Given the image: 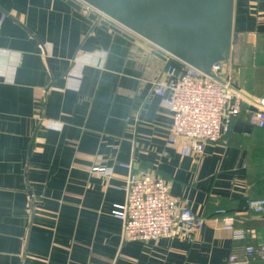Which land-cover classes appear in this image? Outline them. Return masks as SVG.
<instances>
[{"label": "crops", "instance_id": "obj_1", "mask_svg": "<svg viewBox=\"0 0 264 264\" xmlns=\"http://www.w3.org/2000/svg\"><path fill=\"white\" fill-rule=\"evenodd\" d=\"M101 21L65 0H0V264H264L229 260L264 242V210L248 207L264 196V126L251 125L241 108L201 154L182 155L168 141L171 113L151 87L169 57ZM233 32L258 41L241 61L243 50L232 45L235 72L224 77L235 93L261 96L264 0H234ZM127 161L163 178L202 228L124 238L111 210L124 200L119 163Z\"/></svg>", "mask_w": 264, "mask_h": 264}, {"label": "built area", "instance_id": "obj_2", "mask_svg": "<svg viewBox=\"0 0 264 264\" xmlns=\"http://www.w3.org/2000/svg\"><path fill=\"white\" fill-rule=\"evenodd\" d=\"M83 15L93 14L97 20L109 17L92 5L75 0ZM180 69L167 65L163 73L151 81L152 92L171 113L168 141L178 145L182 155L201 154L205 145L217 141L233 117L243 108L248 122L257 127L264 126V96L247 98L235 93L230 78L224 77L227 62L212 64L213 76L180 62ZM170 77L164 81L163 77ZM127 170L124 200L113 205L111 214L120 220L124 238L149 240L161 237H176L200 230L203 218L189 207L178 204L168 190L166 181L150 170L137 169L132 161L120 162ZM93 170L105 176L112 173L111 167L94 166ZM251 211L264 210V196L248 201ZM222 214V209L215 210ZM217 220L218 217H215ZM225 229L232 231L234 238L244 235L226 216ZM264 259V242L248 244L238 254H230V261Z\"/></svg>", "mask_w": 264, "mask_h": 264}, {"label": "water", "instance_id": "obj_3", "mask_svg": "<svg viewBox=\"0 0 264 264\" xmlns=\"http://www.w3.org/2000/svg\"><path fill=\"white\" fill-rule=\"evenodd\" d=\"M79 9L75 0H65ZM111 19L101 23L129 40L155 48L151 53L177 69L190 65L208 76L211 66L230 59L234 0H82ZM93 18V14H89ZM135 43L149 48L138 40ZM167 56H166V55Z\"/></svg>", "mask_w": 264, "mask_h": 264}, {"label": "rangeland", "instance_id": "obj_4", "mask_svg": "<svg viewBox=\"0 0 264 264\" xmlns=\"http://www.w3.org/2000/svg\"><path fill=\"white\" fill-rule=\"evenodd\" d=\"M239 40H238V42H237V47H236V49L237 48H240V49H242L243 50V54L244 55H242L241 57H240V61L243 59L244 60V58H245V56H247V54L249 53V50H250V47H247L248 45H247V43L248 42H255V41H258V39L256 38V36H248V35H239ZM235 60V59H234ZM234 62V61H233ZM232 66V65H231ZM231 66H229L228 65V63H227V68H226V70H225V73L227 74V75H233V73L235 72L234 70H232V67ZM230 72V73H229ZM231 77V76H230Z\"/></svg>", "mask_w": 264, "mask_h": 264}, {"label": "trees", "instance_id": "obj_5", "mask_svg": "<svg viewBox=\"0 0 264 264\" xmlns=\"http://www.w3.org/2000/svg\"><path fill=\"white\" fill-rule=\"evenodd\" d=\"M239 35L234 32L233 36V46H237V42L239 40ZM180 64V62H178ZM255 77H257V86H255V90L258 91L261 96H264V65L262 63H258L255 67Z\"/></svg>", "mask_w": 264, "mask_h": 264}]
</instances>
